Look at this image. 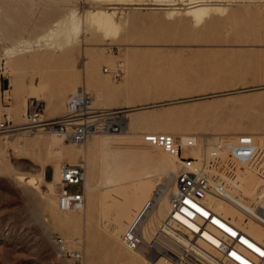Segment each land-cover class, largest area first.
Segmentation results:
<instances>
[{"label":"rangeland","instance_id":"1","mask_svg":"<svg viewBox=\"0 0 264 264\" xmlns=\"http://www.w3.org/2000/svg\"><path fill=\"white\" fill-rule=\"evenodd\" d=\"M150 5L143 4L141 8L117 5V17L129 18L121 26L119 38H103L83 27L80 34L83 40L75 48L60 47L61 50L44 36L56 19L72 7L84 19L96 7L109 8L112 4L107 0H0V122L11 112L15 126L8 132L0 130V264H74L59 254L52 234L71 242L79 239L84 251L83 264H131L133 253L123 245L124 231L115 222L116 213L132 207L121 208L113 203L123 198L121 192L112 190L111 194L98 188L95 192L100 202L87 219L82 211L58 209L57 187L52 189L42 182L40 191H35L16 179L20 174L39 178L43 166H49L50 180L52 163H88L82 144L65 139L68 150L57 153L49 141L52 129L18 128L27 125L25 114L31 94L42 98L44 118L56 119L64 114L75 85L93 94L95 104L103 107L96 90L87 83L89 70L93 79L121 88L119 96L103 100L107 107L122 106L112 109L121 112L110 117L113 121L122 118L118 122L130 133L105 132V136L122 133L139 136L146 128L156 129L159 125L200 137H215L214 140L251 133L261 153L253 165L238 166V171L250 170L249 186L263 177L253 173L264 157V1L235 0L228 11L201 25H195L185 15L168 18L165 9L148 8ZM133 16L137 19L132 20ZM138 17L146 21H139ZM119 61L124 63L126 75L115 80L103 69ZM5 78L9 80L7 88ZM50 98L54 99L53 105L49 104ZM23 107L26 123L17 125L16 113ZM131 107L135 109L122 111ZM133 121L142 124L131 130L129 124ZM95 157L96 166L91 161L87 166V177L93 184L99 181L103 164L100 153ZM139 182L136 188L139 198L134 206L154 199L160 193L158 188L170 184L172 179L166 173H149ZM78 187L74 184L69 190L75 192ZM86 195L87 201L91 194L88 191ZM102 198L110 203L99 206ZM56 215H66L73 221L66 228L58 227L51 220ZM157 227L156 224L144 234V242L152 238Z\"/></svg>","mask_w":264,"mask_h":264},{"label":"built area","instance_id":"2","mask_svg":"<svg viewBox=\"0 0 264 264\" xmlns=\"http://www.w3.org/2000/svg\"><path fill=\"white\" fill-rule=\"evenodd\" d=\"M104 72L116 80L125 74L121 64L115 68L106 66ZM44 110L43 101L30 99L27 112L30 128H55L76 143L88 138L102 113L93 106V97L82 87L70 93L66 113L61 118L44 121ZM14 127L8 115L0 122V130L5 132ZM110 128L120 131L121 125L113 121ZM254 138L251 133L221 136L216 143L207 146L204 158L200 159L187 150L198 144L196 137L169 132L155 135V144L176 157L180 166L175 173L168 214L152 238L146 241L148 255L153 257L154 264H264V255H261L264 236L259 239L249 232L252 223L264 225V191L250 211L238 206V199L226 189L229 181L241 183L245 177L246 173L238 171V166L253 165L257 161L261 149ZM85 182L83 164L64 162L61 165L58 192L61 210L84 207ZM74 184L79 187L71 192L69 187ZM214 198L231 205L243 218H237L234 212L219 211ZM51 240L63 258L83 264L84 251L79 239L71 242L59 234H52ZM122 240L131 249L144 242L137 220L128 226Z\"/></svg>","mask_w":264,"mask_h":264},{"label":"bare ground","instance_id":"3","mask_svg":"<svg viewBox=\"0 0 264 264\" xmlns=\"http://www.w3.org/2000/svg\"><path fill=\"white\" fill-rule=\"evenodd\" d=\"M107 1H109V3L112 4L111 7H109V8L103 7V6L96 7L94 10L89 11L84 19H82L80 17V15L77 14L75 8H73V7L69 8L61 17H59L58 19H56L53 22V24L44 33V36L48 37L49 41L51 40V44H54V45H56V47H58V48L61 47L63 49L75 48L79 44V42L83 40L80 37V34L83 31V27H85V29L87 28V29L91 30L93 32V34H97V36H98V34L102 35L103 38H109V39L110 38L111 39L119 38L120 34L122 33L121 32L122 31L121 26L124 25L127 21H129L128 17H123L121 20L117 17L116 8H117V5H121V4L135 5L136 8H141L143 6V4H145V5L151 4L150 6H148V8H163V9H165L166 10L165 13H166V16L168 18L173 19L177 16L185 15V16L189 17L195 25H201V24H204L208 19H212L213 17H215V15H217L219 13H225L226 11H228L230 9V5L235 0H150L151 3H149V1H147V0H107ZM181 1H182V4L180 3ZM179 4H181V5H179ZM231 8H232V6H231ZM248 8H250V7H248ZM16 9H18V8H16ZM15 11H17V10H15ZM51 12H53V11H51ZM135 14H136V12H135ZM153 14H155V13H153ZM153 14H151V15H153ZM140 15H141V13H140ZM130 17H132V16H130ZM157 17H159V16L157 15ZM154 18H153V20H154ZM134 19L136 20L137 18L135 16H133L132 20H134ZM156 19L157 18H155V20ZM8 20H9V18H8ZM138 20L143 22V21H146V18L138 17ZM178 20H179V18H178ZM159 21H161V20H159ZM152 23L157 25V23H155V22H152ZM149 25H151V24H149ZM151 26H153V25H151ZM5 27H8V26H5ZM13 28H15V27H13ZM7 31H10V30H7ZM119 64H121V66H123L124 71H126L125 65L121 61H119L118 63H116V65H114L110 68H115ZM6 67L9 69V66H6ZM107 67H109V66H107ZM103 71H104V69H103ZM87 75H88L87 76V83H88L89 87L90 88L92 87L96 90L97 99L100 101V103L104 107L103 108V107L97 106L95 104V98H94L93 94H91L90 92H88L87 90L82 88V89H84V91L88 92L93 97V106L95 108H97L99 111H102V113H100L101 114L100 117L95 122L94 129L91 131L90 135L88 136V138L84 142L76 143L73 140L68 139L64 133L60 132L59 130H57L55 128H52L51 135H50L51 140H49V141L51 143V146L53 145L56 147L55 151H57V153H61L63 149L68 150L67 146H65V145H67L65 142V139L72 141L74 144H79V145L82 144L81 146H82L83 156L88 162L86 164L80 163L86 167L85 197L87 198L86 194L88 191L91 195H90V198L85 202L84 207L78 211H82V214L87 219L92 217V214L94 213V210L96 209L98 202H100L97 200V193L95 192L98 188L105 190V191H110V193L112 190H115L116 192L118 191L119 193L121 192L120 194H123V196H122L123 198L120 199L119 201L113 200L114 201L113 203L118 204L121 208H129L132 206L127 211L123 210V211H120V213H116V215H115L116 224L118 226L120 225L121 230L124 231V232L121 231V232H123V234L121 236V240L123 239V235H124V233H126L128 226L131 223L135 222L136 220L138 221V228L140 229V231L142 229V235L144 237V234L148 233L147 231H149V230L150 231L153 230L154 226L156 224L159 226L160 223L164 220V218L168 214L169 207H170V195L175 189V173L178 171L179 166H180V164H179L180 162H179V160H177L176 157L170 155L163 148H161L155 144V139H154L155 135L161 131V132H169V133H172L175 135L178 134V135H182L185 137H187V136L196 137L198 139V144L195 147L188 148L187 150L190 154H192L195 157L200 158V159L204 158V156L206 154L207 146L216 143L217 140H214L215 137H214V139H210L207 136H201L200 137L198 135H192V134L188 133V131L176 130V129H172L169 127H163L161 125H159L156 129H152L150 127L146 128L145 130H143L139 133V136H127L126 134H123V133L122 134H110L108 136H105V134H104L105 132L106 133L118 132V131H115V130L110 128V124L113 122V118H111L110 116H112V114H115L117 112H121L119 110L114 112L112 109H119L122 106H120V107H107V106H105L104 102L106 101V98L110 99V98H114L116 96H119L121 88L119 89L117 87H113L112 85L108 84L107 82H102L100 80L93 79V75H92V72L90 70L88 71ZM107 75H110V74H107ZM125 75H126V73L124 74V77H125ZM75 87H76V89L73 92H76V90L77 91L80 90V88H78V87H80L79 85H75ZM74 88H73V90H74ZM30 96L32 97V99H38V100L42 99L40 97H37L35 94H31ZM104 98H105V101L103 100ZM102 100H103V102H101ZM53 101H54V99L50 98L49 104L53 105ZM127 106H129V105H127ZM132 107L126 108L122 111H129V110L132 111V109H135ZM107 109H110V110H107ZM66 110H67V102H66ZM66 110H65L64 114L66 113ZM25 111L26 110L23 107V110L16 113L17 114V120L16 121L18 122L17 125H24V123H26V122L28 125V114H27L28 107H27V111L25 114V117L27 118L26 122L23 121L24 120L23 114L25 113ZM63 115L56 116V119H59L57 117L61 118ZM9 117H12L11 112H10ZM56 119H55V117L54 118L53 117L52 118H50V117L44 118V115H43L44 121L56 120ZM121 119L122 118H115V120H118L120 122H121ZM141 124H142V122L138 123V122L133 121L129 124L130 129L135 130L136 127L140 126ZM27 125L21 126L18 129L30 128V126L29 125L27 126ZM42 129H45V128L43 127ZM123 129H124V127L122 125L120 131H123L124 133H130L129 130L125 131ZM134 134H137V133L134 132ZM259 148H261V147H259ZM98 152L101 155V159H102L103 164L101 165L102 170H101L100 179L96 184H93L92 180L88 179V177H87V166H88L90 161L92 162L94 167L96 166L97 162H96L95 154L98 155L99 154ZM57 155L59 157V154H57ZM55 156H56V154H55ZM262 161H263V163H262ZM260 163H262V164L259 166V163H258L256 170H254L255 173L251 172L257 176H263L262 178H260L259 182H255L256 184L254 183V186H252V185L249 186L250 184L249 185L247 184L248 183L247 178L250 174V170H247L249 172L245 171L247 173L244 175L245 177L242 179L241 183H238L236 181H229L226 184L227 192L231 196H235L236 199H238L237 205L240 207H243L247 210H250V211H251V209L256 207V199H257L258 195L264 191V157L261 159ZM72 164H79V163H72ZM52 165H53V179H51V180H46L44 177L45 166H43V168L41 166V168H42L41 173L42 174L39 178H37L33 175L26 176L24 174H20L17 176L16 179L18 182L26 183L27 185H29V187L30 186L33 187L35 191L36 190L40 191L41 183L45 182L52 189H55V187H57L58 192H59L60 167H61V165H59L56 162L52 163ZM149 173H151V174H153V173L154 174L166 173L172 179V182L170 183L171 185L169 184V182H170L169 181L168 184L170 186L168 184H164V187L160 186L157 190L160 193L158 192L159 194H157L154 199L153 198L148 199L146 202H144L143 205L134 206V204L137 203V200L139 198L138 197L139 194L137 195V191H136V188H137L138 184L140 183L139 181H141V179L144 177V175L149 174ZM113 192L114 191H112V193ZM99 194L101 195V193H99ZM167 195H168V200H166ZM45 199L46 198H44V200ZM101 200H102L101 201L102 203H100L99 206H101V204L104 206L105 204L108 205L110 203L109 199L102 198ZM214 201H215L216 206H217L219 211H222L225 213H233L234 212V215L237 218H243L242 215H239V213L236 210H234L231 205L227 204L228 206H226V203L224 201L218 199V198H214ZM46 203H47V201H46ZM46 203H44V205ZM57 207H58V199H57ZM58 209L61 210L59 207H58ZM61 211L63 212L64 210H61ZM67 211H76V210L72 209V210H67ZM55 213H53V215ZM70 215H71V213H70ZM63 216L64 217H60V216L57 217V215H56L55 216L56 218L54 217V219H51L52 223L58 224V227L60 226L61 228L68 227L70 225V223H72L73 220L70 217H66V215H63ZM76 216H78V214ZM79 216H81V215H79ZM51 218H53V217H51ZM75 219H77V218H75ZM79 219H80V217H79ZM147 219H151L148 224L146 223ZM89 221H91V220H89ZM80 222H83V221L80 220ZM120 222H122V223L118 224ZM145 223L148 225V227H145L146 226ZM89 224H90V222H89ZM123 224H125V227ZM88 227H89V225H88ZM69 228H71V227H69ZM76 228H74V229H76ZM108 229H110V228H108ZM86 230H87V228H86ZM66 232H68V230H66ZM249 232H251L253 235L258 237L259 239H262L264 236V225L252 223V224H250ZM144 239H145V237H144ZM75 240H73L72 242H74ZM181 241H183V240H181ZM122 243H123V240H122ZM170 244H173V243H170ZM123 245L129 251H131L130 253H133L132 255H130L131 256L130 257L131 262L130 261L129 262L131 264H132V262L134 264H142L143 262H146V264H154L153 257L148 255V250H147L148 246H147L146 242H143L136 249H131V248L127 247L124 243H123ZM138 253H140V254L142 253L143 257L141 258L140 256H138L139 255ZM124 254H127V253H125V251H124ZM91 262H93V261H91Z\"/></svg>","mask_w":264,"mask_h":264},{"label":"crops","instance_id":"4","mask_svg":"<svg viewBox=\"0 0 264 264\" xmlns=\"http://www.w3.org/2000/svg\"><path fill=\"white\" fill-rule=\"evenodd\" d=\"M19 99V98H18ZM14 102H15V99H14ZM53 167V166H52ZM48 168H49V166H47V167H45V170H44V177H45V179L46 180H49L48 179V174H47V172H48ZM51 180V179H50Z\"/></svg>","mask_w":264,"mask_h":264},{"label":"water","instance_id":"5","mask_svg":"<svg viewBox=\"0 0 264 264\" xmlns=\"http://www.w3.org/2000/svg\"><path fill=\"white\" fill-rule=\"evenodd\" d=\"M9 86V80L7 78L4 79V87L7 88Z\"/></svg>","mask_w":264,"mask_h":264},{"label":"snow or ice","instance_id":"6","mask_svg":"<svg viewBox=\"0 0 264 264\" xmlns=\"http://www.w3.org/2000/svg\"><path fill=\"white\" fill-rule=\"evenodd\" d=\"M261 255H264V253H261Z\"/></svg>","mask_w":264,"mask_h":264}]
</instances>
